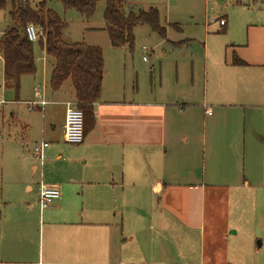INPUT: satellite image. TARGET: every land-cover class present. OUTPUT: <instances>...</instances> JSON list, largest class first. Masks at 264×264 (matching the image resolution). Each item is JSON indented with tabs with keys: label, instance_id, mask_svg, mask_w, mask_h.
Instances as JSON below:
<instances>
[{
	"label": "crops",
	"instance_id": "0c3cea01",
	"mask_svg": "<svg viewBox=\"0 0 264 264\" xmlns=\"http://www.w3.org/2000/svg\"><path fill=\"white\" fill-rule=\"evenodd\" d=\"M150 8L160 20L158 0ZM102 56L94 126L80 145L62 139L66 105L75 104L70 82L53 92L37 70L20 80L35 83L27 106L46 103L31 109L40 112L39 143L49 146L25 178L28 199L18 201L15 188L0 197V264H246L241 252L231 256L230 241L238 243L241 228L257 238L255 215L264 210V25L250 24L245 45L225 49L210 93L206 73L201 94L192 81L172 91L160 78L146 88L130 67H109ZM40 183L61 193L45 210ZM217 230L227 243L219 258Z\"/></svg>",
	"mask_w": 264,
	"mask_h": 264
},
{
	"label": "rangeland",
	"instance_id": "374dc122",
	"mask_svg": "<svg viewBox=\"0 0 264 264\" xmlns=\"http://www.w3.org/2000/svg\"><path fill=\"white\" fill-rule=\"evenodd\" d=\"M3 1L7 6L5 11H0V35L12 27L7 13L11 10L13 0ZM41 2H45L48 9L67 24L62 31V38L66 43H93L103 49L107 66H112V61H116L130 67L131 78L134 83L137 79L140 87L148 88L150 81L155 79L157 83L161 78L163 86L173 91L186 88L192 81L193 89L197 88L200 94L205 73L210 93L216 81L213 77L214 66H223L225 49L230 45H245L250 24L264 25L263 0L250 6L236 4L235 0H158L162 12L160 24L166 29L165 38L145 25L138 26L133 31V49L129 50L113 48L109 43L103 20L106 0L99 1L93 16L88 20L74 10L63 9L59 0H28L33 10ZM151 3L152 0H126L124 13L146 10ZM225 19L226 30L218 25V21ZM33 54L37 77L39 75L38 83L41 84L42 77L45 79L46 76V81L49 79L53 60L41 51L38 42L33 43ZM34 85L31 78H23L19 95H16L13 89L4 87L0 70V197L3 193L11 198L9 189L15 188L18 201L28 199L24 183L25 178L32 173L31 166L36 164L41 168L40 162L33 157L35 145L42 140L40 112L32 110L25 103L32 100ZM70 101L74 102L73 99ZM261 159L264 160V155L260 156ZM45 161L43 159V163ZM8 183L14 186L10 187ZM181 197V193H178L177 210L181 209ZM2 206L3 204L0 209ZM255 217H258L257 238L250 237L249 231L243 232L241 228L238 243L233 246L234 242L230 241L231 256H238L237 251L241 252L239 256L246 264H264V210L256 212ZM213 239L216 249L226 248L227 243L221 240L220 230L214 234ZM208 246L206 239V248ZM216 251L219 258L221 250Z\"/></svg>",
	"mask_w": 264,
	"mask_h": 264
},
{
	"label": "trees",
	"instance_id": "16d2710c",
	"mask_svg": "<svg viewBox=\"0 0 264 264\" xmlns=\"http://www.w3.org/2000/svg\"><path fill=\"white\" fill-rule=\"evenodd\" d=\"M63 9L74 10L82 18L90 19L100 0H59ZM126 0H106L103 11L105 31L113 48L133 49L136 27L145 25L152 32L165 38L166 29L160 25L159 13L150 8L147 11L124 13ZM6 3L0 0V11L6 10ZM12 27L0 35V55L3 59L4 87L13 89L18 95L20 80L24 76L34 75L36 62L33 43L27 40L25 28L33 25L42 32L38 41L41 50L53 60L49 77V88L57 92L69 81L75 107L83 114L84 135L94 126L93 105L100 97L104 65L102 50L85 43H66L62 31L67 24L45 2L33 10L28 0L11 1V10L7 13ZM233 64H245L233 56ZM2 114L0 112V119Z\"/></svg>",
	"mask_w": 264,
	"mask_h": 264
},
{
	"label": "built area",
	"instance_id": "2783aa9c",
	"mask_svg": "<svg viewBox=\"0 0 264 264\" xmlns=\"http://www.w3.org/2000/svg\"><path fill=\"white\" fill-rule=\"evenodd\" d=\"M242 4H247L252 0H239ZM218 25L223 27L225 25L224 20L218 21ZM25 35L27 40L31 43H36L42 37V32L39 28L33 25H28L25 28ZM35 96L38 97L39 93L35 92ZM46 105L45 101H36L29 103V108L39 106L40 108ZM62 139L67 145H80L84 140V126H83V114L75 107V104L68 103L66 105L64 124L62 129ZM47 142H41L35 145L33 149L34 158L43 165L44 155L43 152L48 148ZM38 197L37 203L40 210H45L52 207L56 202L61 199V193L56 185H47L40 183L37 189Z\"/></svg>",
	"mask_w": 264,
	"mask_h": 264
}]
</instances>
